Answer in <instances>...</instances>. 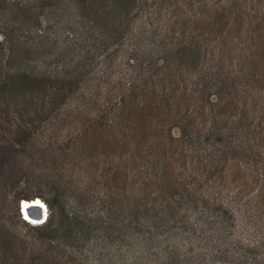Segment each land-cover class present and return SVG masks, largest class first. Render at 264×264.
<instances>
[{"label":"trees","instance_id":"obj_1","mask_svg":"<svg viewBox=\"0 0 264 264\" xmlns=\"http://www.w3.org/2000/svg\"><path fill=\"white\" fill-rule=\"evenodd\" d=\"M0 264H264V0H0Z\"/></svg>","mask_w":264,"mask_h":264},{"label":"water","instance_id":"obj_2","mask_svg":"<svg viewBox=\"0 0 264 264\" xmlns=\"http://www.w3.org/2000/svg\"><path fill=\"white\" fill-rule=\"evenodd\" d=\"M40 200L37 202L36 200ZM30 203L23 205L20 201L19 209L23 219L33 224H41L47 218V207L40 198H33L29 200ZM35 201V202H32Z\"/></svg>","mask_w":264,"mask_h":264},{"label":"rangeland","instance_id":"obj_3","mask_svg":"<svg viewBox=\"0 0 264 264\" xmlns=\"http://www.w3.org/2000/svg\"><path fill=\"white\" fill-rule=\"evenodd\" d=\"M21 183V185H23V193H33V192H35L36 191V189H37V186L36 185H33V184H29V183H27V182H23V181H21L20 182ZM14 190H12L11 191V193H10V196H9V198L14 194V192H13ZM43 201V200H42ZM9 203H10V205L12 206V199H9V201H8ZM22 202V201H21ZM44 202V201H43ZM45 203V202H44ZM46 205V204H45ZM47 207V206H46ZM21 213V212H20ZM47 213H48V209H47ZM12 214H14V213H12ZM48 215V214H47ZM21 217H22V215H21ZM23 218V217H22ZM29 224H33V223H30L29 222ZM25 227H23V226H21V230L22 231H25Z\"/></svg>","mask_w":264,"mask_h":264},{"label":"bare ground","instance_id":"obj_4","mask_svg":"<svg viewBox=\"0 0 264 264\" xmlns=\"http://www.w3.org/2000/svg\"><path fill=\"white\" fill-rule=\"evenodd\" d=\"M36 201H37V202H40V200H38V199H37ZM32 202H35V201H32ZM21 203H22L23 205H25V204L30 203V201H22Z\"/></svg>","mask_w":264,"mask_h":264}]
</instances>
